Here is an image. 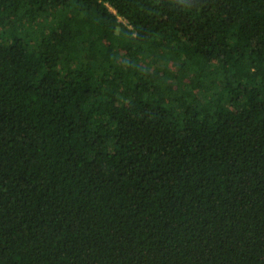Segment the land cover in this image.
Listing matches in <instances>:
<instances>
[{
    "label": "trees",
    "instance_id": "trees-1",
    "mask_svg": "<svg viewBox=\"0 0 264 264\" xmlns=\"http://www.w3.org/2000/svg\"><path fill=\"white\" fill-rule=\"evenodd\" d=\"M0 264H264V0H0Z\"/></svg>",
    "mask_w": 264,
    "mask_h": 264
}]
</instances>
